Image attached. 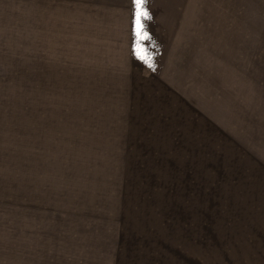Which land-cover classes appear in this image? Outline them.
I'll use <instances>...</instances> for the list:
<instances>
[{"label": "rangeland", "instance_id": "1", "mask_svg": "<svg viewBox=\"0 0 264 264\" xmlns=\"http://www.w3.org/2000/svg\"><path fill=\"white\" fill-rule=\"evenodd\" d=\"M0 264H264V0H0Z\"/></svg>", "mask_w": 264, "mask_h": 264}, {"label": "snow or ice", "instance_id": "2", "mask_svg": "<svg viewBox=\"0 0 264 264\" xmlns=\"http://www.w3.org/2000/svg\"><path fill=\"white\" fill-rule=\"evenodd\" d=\"M135 2L138 3V4H144L145 0H135Z\"/></svg>", "mask_w": 264, "mask_h": 264}]
</instances>
